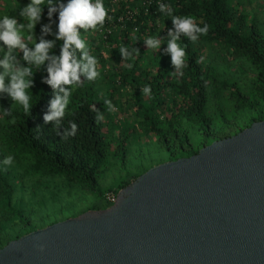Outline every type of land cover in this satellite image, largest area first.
Returning <instances> with one entry per match:
<instances>
[{
  "label": "trees",
  "instance_id": "obj_1",
  "mask_svg": "<svg viewBox=\"0 0 264 264\" xmlns=\"http://www.w3.org/2000/svg\"><path fill=\"white\" fill-rule=\"evenodd\" d=\"M3 1L0 249L43 228L50 183L110 207L137 139L174 161L264 120V0Z\"/></svg>",
  "mask_w": 264,
  "mask_h": 264
},
{
  "label": "water",
  "instance_id": "obj_2",
  "mask_svg": "<svg viewBox=\"0 0 264 264\" xmlns=\"http://www.w3.org/2000/svg\"><path fill=\"white\" fill-rule=\"evenodd\" d=\"M0 264H264V120L10 241Z\"/></svg>",
  "mask_w": 264,
  "mask_h": 264
},
{
  "label": "rangeland",
  "instance_id": "obj_3",
  "mask_svg": "<svg viewBox=\"0 0 264 264\" xmlns=\"http://www.w3.org/2000/svg\"><path fill=\"white\" fill-rule=\"evenodd\" d=\"M3 2V0H0V5H2ZM263 2L264 1L261 2L263 7L259 8L261 19L264 18ZM12 24L15 25V22L13 21ZM0 40L7 41L2 34H0ZM234 133L235 132L232 130L225 134L223 133L219 135L218 140L227 138L229 134L235 135ZM126 154L125 162L123 163L122 159L118 160L119 163L116 161L114 166L101 180V188L104 190L108 188L118 189L122 180H127L133 175L140 176L151 168L169 162L171 159L166 150L160 148L155 141H151L148 138L139 141L137 139V142H131L126 149ZM50 185L49 190H47L48 194L54 195L56 202H54V200L49 201L50 207L44 212L43 219L41 220V227L43 228L50 226L51 223L53 224L54 222L57 223L72 219L88 211L103 208L105 206V202L101 198L81 189L69 192L62 185H60L58 189L57 186L51 183ZM45 196L48 197L47 195ZM48 214L51 217L46 219Z\"/></svg>",
  "mask_w": 264,
  "mask_h": 264
},
{
  "label": "built area",
  "instance_id": "obj_4",
  "mask_svg": "<svg viewBox=\"0 0 264 264\" xmlns=\"http://www.w3.org/2000/svg\"><path fill=\"white\" fill-rule=\"evenodd\" d=\"M117 195L118 194L115 192H111V193L106 195V199H107L108 203L110 204V206H112L116 202Z\"/></svg>",
  "mask_w": 264,
  "mask_h": 264
}]
</instances>
